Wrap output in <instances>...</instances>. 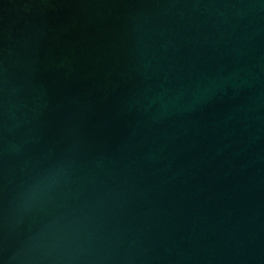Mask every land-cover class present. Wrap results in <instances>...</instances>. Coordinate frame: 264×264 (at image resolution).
Listing matches in <instances>:
<instances>
[{"label":"water","instance_id":"1","mask_svg":"<svg viewBox=\"0 0 264 264\" xmlns=\"http://www.w3.org/2000/svg\"><path fill=\"white\" fill-rule=\"evenodd\" d=\"M0 264H264V0H0Z\"/></svg>","mask_w":264,"mask_h":264}]
</instances>
